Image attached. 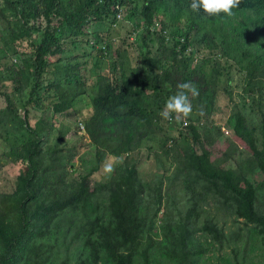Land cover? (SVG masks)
I'll return each instance as SVG.
<instances>
[{
	"label": "trees",
	"instance_id": "1",
	"mask_svg": "<svg viewBox=\"0 0 264 264\" xmlns=\"http://www.w3.org/2000/svg\"><path fill=\"white\" fill-rule=\"evenodd\" d=\"M233 11L0 0V264H264V0ZM234 74L258 120L231 113L223 142L212 116ZM181 82L199 91L186 125L160 116ZM81 102L90 113L76 118ZM69 114L89 140L84 171L56 126ZM148 139L162 171L143 176ZM106 160L110 178L92 183Z\"/></svg>",
	"mask_w": 264,
	"mask_h": 264
},
{
	"label": "rangeland",
	"instance_id": "2",
	"mask_svg": "<svg viewBox=\"0 0 264 264\" xmlns=\"http://www.w3.org/2000/svg\"><path fill=\"white\" fill-rule=\"evenodd\" d=\"M129 31H130V27H128L126 24L122 23L116 30L113 31V35L125 36L126 34L129 33ZM76 54H78V52H76ZM82 60L87 61V64L84 67L86 68V70H89L92 67L90 60H88V58H83ZM86 70L83 73H88ZM91 81L92 80H88L87 84L91 83ZM222 87L225 88L226 90L230 91V92H233L232 100L229 99L226 92H221V94L218 97L217 103H216L217 104V106H216L217 110L214 112V115L212 116V120L215 123H218L223 127L224 134H223V137L221 139L224 142L230 138V130H229L228 125H227V120L230 117L231 113L235 112L236 110H240L251 122H254V123H257L258 116H257V109L255 107H252V105H250L249 103H247L241 99V94H240V90L238 88V81H237V75L236 74H234L233 81L229 87H226L224 85H222ZM83 104L84 103L81 102V103L76 105V107H75L76 111L80 113L79 115H77L76 118H78V116H81L83 118L90 113L89 109L78 110V109H81ZM4 106H5L4 99L0 96V109L3 108ZM35 115H37V114L34 112H31L32 117L36 118ZM61 118L62 117H58V119H57L58 124H56V126H57V128L61 129V131H63L64 133L66 131V128H68L70 130V133L66 137V141L70 142V143H68L70 146L76 145L80 149L79 157L76 158L75 163H74L75 168H80V163L82 162L80 160V158H84L85 159L84 162L86 163L89 160V157H91L90 153L87 154V152H85L86 150L83 149V147L89 143V140L86 137V135L83 134V132H78V133L74 132L73 123L75 121V118H73L72 115L69 114V116L64 120ZM182 121L185 122V121H187V119L182 120ZM213 121H211V122H213ZM59 123H61V124H59ZM176 135H177V131L175 130L173 132V137ZM54 136L55 135L53 134L52 139H55ZM223 142H221V143H223ZM144 146H145L144 149L146 152L143 150L144 156H143V159L140 162V166H139L141 174L143 176H147L148 174H151L154 170L161 172L162 169H161V167L157 166V164L155 162V157L153 156L154 153L161 151V147H160L158 140L157 139H154V140L148 139L145 142ZM221 146H222V144H221ZM241 151H242V154L244 156H246L248 154V152L244 149H242ZM87 158H88V160H87ZM236 159L239 160L238 154L236 155ZM108 161L112 164V162L110 160H108ZM162 161H165V159L162 158ZM88 164L91 165L92 162H88ZM103 164L101 165L100 169L97 170L93 174L92 183H93V181L94 182H104L110 178L111 173H105L103 171ZM87 167L89 168V166H87ZM84 170H85V167L80 168V171H84ZM0 172H1L0 173V179H2L5 176V174L7 175V173L5 172L4 169H2V171H0ZM170 196L177 197V201L179 202L178 208L182 209L183 208L182 195H181V193H179L177 186H175V188L173 190H171ZM168 203L169 202L164 201L165 208H167Z\"/></svg>",
	"mask_w": 264,
	"mask_h": 264
},
{
	"label": "clouds",
	"instance_id": "3",
	"mask_svg": "<svg viewBox=\"0 0 264 264\" xmlns=\"http://www.w3.org/2000/svg\"><path fill=\"white\" fill-rule=\"evenodd\" d=\"M241 4V0H190V8L193 12L202 11L207 17H218L221 14L227 17L234 15V9ZM177 91L170 96L165 103L160 116L167 121L181 122L190 116L193 107L190 97L199 95L196 86L191 82H181L177 85ZM114 159V158H112ZM113 165L106 160L103 164V171L111 173Z\"/></svg>",
	"mask_w": 264,
	"mask_h": 264
},
{
	"label": "built area",
	"instance_id": "4",
	"mask_svg": "<svg viewBox=\"0 0 264 264\" xmlns=\"http://www.w3.org/2000/svg\"><path fill=\"white\" fill-rule=\"evenodd\" d=\"M183 125H186V122H184V124ZM82 131V130H81Z\"/></svg>",
	"mask_w": 264,
	"mask_h": 264
}]
</instances>
